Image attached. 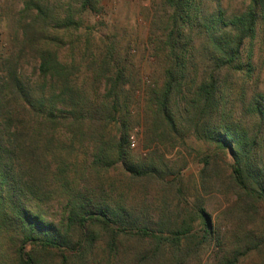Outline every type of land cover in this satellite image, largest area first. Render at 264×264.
I'll return each instance as SVG.
<instances>
[{
	"label": "trees",
	"instance_id": "16d2710c",
	"mask_svg": "<svg viewBox=\"0 0 264 264\" xmlns=\"http://www.w3.org/2000/svg\"><path fill=\"white\" fill-rule=\"evenodd\" d=\"M79 2L82 9L93 3ZM224 2L162 0L164 16L154 24L153 43L163 83L149 93L147 103L170 132L192 130L225 155L229 187L238 195L234 218H251L253 202L264 204V93L252 87L264 53V0H239L233 10ZM22 14L10 49L0 57V264H10L11 258L2 251L3 241L13 246L15 264H91L100 252L108 264H118L128 252L122 250L124 242L146 239L155 242V249L142 251L134 264H165L167 244L178 254L177 264H183L179 254L183 238H190L187 220L170 237L151 234L152 225L164 226L165 213L156 221L127 207L124 192L104 200L100 187L86 180L85 175L99 178L102 167L119 163L127 188L154 178L169 188L176 185L177 178L166 180L171 172L162 159L130 161L127 119L134 94L125 89V72L105 75L102 97L92 88L73 90L75 60L70 65L59 56L70 31L81 26L73 0L55 5L24 0ZM75 41L80 37L70 43ZM28 51L36 63L32 77L22 71ZM113 122L121 125L120 137L106 141V127ZM76 144L91 151L89 165V156L70 162ZM212 159V154L204 159L203 185L211 178ZM70 167L77 170L74 178ZM82 167L86 173L78 172ZM214 167L220 173L217 161ZM56 186L66 201L60 220L46 210ZM197 215L203 227L200 245H220L221 226L213 225L203 209ZM252 252L264 264V232L249 235L245 245L237 242L223 264H238Z\"/></svg>",
	"mask_w": 264,
	"mask_h": 264
},
{
	"label": "rangeland",
	"instance_id": "374dc122",
	"mask_svg": "<svg viewBox=\"0 0 264 264\" xmlns=\"http://www.w3.org/2000/svg\"><path fill=\"white\" fill-rule=\"evenodd\" d=\"M41 1L55 5L56 0ZM79 1L73 0V7L81 19V26L76 31H70L67 46L62 47L59 54L62 61L70 65L75 60L70 70L71 88L96 89L102 97L106 92L105 75L115 76L118 71L123 70L126 74L125 89L131 92V96L134 94L129 108L131 116L127 119L130 136L128 143L132 153L130 161L135 165L138 160L147 162L152 159L159 163L162 159L163 166L170 168L171 172L166 180L174 182L177 178L176 185L172 188L163 186L155 178H151L150 182H143L146 186L142 182H135L131 188H127L126 175H123L119 163H115L102 167L99 178L85 175L88 176L86 180H90L92 188L100 187L104 200L110 195L116 193L118 196L120 192H124L127 207H133L138 212L145 211L149 218L154 217L156 221L165 213L164 226L159 228L158 225H152L151 229L155 233L151 234L170 237V232L177 225L182 227L184 220H187L190 223V238H183L182 252L179 254L182 259L185 258L183 264H223L231 257L237 242L245 245L249 235L259 237L264 232V204L253 202L256 208L251 209V218H234L238 211L232 209L238 201V195L229 187V160L214 145L197 139L192 130L185 128L182 134L170 132L165 124L156 121L155 113L149 109V93L163 83V65L153 43L154 24L164 16L162 0H92V5L86 9L80 7ZM224 4L229 10H233L238 8L239 0H225ZM23 8L24 0H0V57L10 49L11 39L18 29L17 24L24 17ZM72 35L74 40L80 37V42L70 43L74 41L71 40ZM34 58L28 51L27 58L22 62V71L27 77L34 75ZM105 60L107 62L102 63ZM259 72L252 87L264 93V53L261 54ZM73 90L72 94L77 96ZM120 128L121 125L114 122L106 127V141L118 139ZM210 154L213 155L210 165L212 174L203 185L200 173L204 167V159ZM87 156L89 165L91 151L76 144V154L71 157L70 162L82 163ZM214 161L219 163L220 173L215 169ZM69 172L74 178L77 170L70 167ZM78 172L86 173L84 167ZM96 179L102 186L98 185L100 182ZM54 189L49 196V209L46 210L52 217L60 220L66 201L58 187ZM200 209L210 215L213 225L221 226L220 245H200L203 236V227L197 215ZM152 241L146 239V242H124L122 250L127 249L128 252L118 264H134L142 251L144 254L153 252L155 242ZM164 250L167 252L168 262L164 259L165 264H177L179 258L174 248L167 244ZM2 251L8 257L11 256L10 264H15L13 246L3 241ZM104 255V252H100L97 261L91 264H108ZM238 264H263V261L257 252H252L246 257H240Z\"/></svg>",
	"mask_w": 264,
	"mask_h": 264
}]
</instances>
